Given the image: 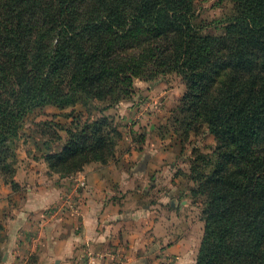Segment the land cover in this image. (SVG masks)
<instances>
[{
    "label": "trees",
    "instance_id": "1",
    "mask_svg": "<svg viewBox=\"0 0 264 264\" xmlns=\"http://www.w3.org/2000/svg\"><path fill=\"white\" fill-rule=\"evenodd\" d=\"M233 2L213 35L196 23L194 0H0V171L13 172L33 108L80 97L111 105L135 78L175 73L187 124L203 122L217 142L191 160L204 221L196 264H264V0ZM68 133L47 156L63 172L106 162L119 137L106 118Z\"/></svg>",
    "mask_w": 264,
    "mask_h": 264
},
{
    "label": "rangeland",
    "instance_id": "2",
    "mask_svg": "<svg viewBox=\"0 0 264 264\" xmlns=\"http://www.w3.org/2000/svg\"><path fill=\"white\" fill-rule=\"evenodd\" d=\"M194 4L196 23L205 26L202 33H222L224 21L232 14L233 0H194ZM185 92L183 78L169 73L153 78H135L131 92L111 105L105 99L80 97L74 104L64 107L45 104L33 108L14 139L13 172L0 171V264H45L46 259L49 264H55L52 257H41L35 250L20 248L21 239L15 243L19 250L17 254L4 245L6 232L10 229L7 227L11 216L8 206L13 199L14 207L23 210V225H14L11 229L19 234L23 231L31 234L35 225L36 201L29 199L30 204L25 206L26 196L20 202L21 199L13 195L34 182L25 173L22 175L27 181L22 186L15 178L18 167L23 164L24 168L42 167L46 170L44 177L57 175L58 178H73L77 184L68 195L76 196L77 188L81 190L83 186L80 184L81 178L77 180L78 174L85 167H117L118 157L123 152L144 148L149 149L155 158L165 155L163 162L158 160L147 176L141 174H146V162L154 161L150 156L138 162L131 161L132 168L137 166L140 175L137 188L144 185L147 192L141 202L153 211L155 217H164L162 236L152 248V264H196L204 221L202 198L194 197L191 191L197 185L191 174V160L197 153H211L217 142L203 122L187 124L189 115L180 108ZM99 118H106L119 132L113 157L106 156V162L91 160L81 169L69 172H63L65 166L60 163L55 167L49 164L47 156L63 149L70 137L69 131H77L84 123ZM10 180L17 186L13 187ZM109 182L111 186L113 181ZM2 186L7 187L8 192L2 190ZM116 194L109 193V197L119 198ZM12 215L16 216V212L13 211Z\"/></svg>",
    "mask_w": 264,
    "mask_h": 264
},
{
    "label": "crops",
    "instance_id": "3",
    "mask_svg": "<svg viewBox=\"0 0 264 264\" xmlns=\"http://www.w3.org/2000/svg\"><path fill=\"white\" fill-rule=\"evenodd\" d=\"M148 150L123 152L117 167H85L78 174L77 180L81 178L79 181L84 184L81 190L77 188L76 196L68 195L77 184L73 178L44 177L45 168H24L25 164L18 167L15 178L22 186L27 181L25 173L34 182L13 195L20 202L26 196L25 206L30 204L29 199L36 201L35 225L31 234L11 229L23 225V210L14 207L13 199L7 205L11 216L4 245L17 254L15 243L21 239L20 248L35 250L41 257H52L55 264H152V248L162 236L164 217H155L141 202L146 188L144 185L137 188L140 175L137 166L131 165V161L150 156L154 161L146 162V174H141L147 176L154 165L163 162L165 155L155 158ZM109 181H113L111 186ZM1 189L8 192L5 186ZM109 193H117L119 198L109 197Z\"/></svg>",
    "mask_w": 264,
    "mask_h": 264
},
{
    "label": "built area",
    "instance_id": "4",
    "mask_svg": "<svg viewBox=\"0 0 264 264\" xmlns=\"http://www.w3.org/2000/svg\"><path fill=\"white\" fill-rule=\"evenodd\" d=\"M80 184H81V185H83V184H84V182L82 181Z\"/></svg>",
    "mask_w": 264,
    "mask_h": 264
}]
</instances>
